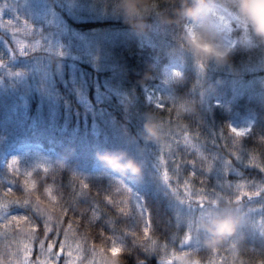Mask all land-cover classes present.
Instances as JSON below:
<instances>
[{"label":"trees","instance_id":"1","mask_svg":"<svg viewBox=\"0 0 264 264\" xmlns=\"http://www.w3.org/2000/svg\"><path fill=\"white\" fill-rule=\"evenodd\" d=\"M46 1L71 33L97 38L111 67L64 55L43 37L40 47L23 56L15 50L11 59L5 58L7 64L0 69V155L22 142H34L63 159L48 168L0 176V264L35 258L41 240L47 248L55 239V234H44L45 210L53 222L62 218L64 228L71 223V247L65 250L79 254L81 264L102 257L116 264H179L173 253L182 255L186 264H264V236L249 221L211 246L203 242L182 247L185 234H190L179 214L182 195L173 199L168 191L143 185L138 174L111 169L101 159L102 153L112 151L133 157V147L150 153L156 139L144 138L143 124L151 118L160 128L157 139L188 137L198 145H175L181 184H190L199 195L219 197L221 205L240 204L245 210L262 205L264 192L237 204L233 191L221 183L225 176H238L213 169L211 160L229 159L249 181L264 187V86L257 82L264 79V42L253 38L254 45L230 51L226 64L201 66L184 48L181 27L160 21L179 0H159L140 30L126 21L117 0ZM106 35L112 39L102 38ZM24 38L31 41L36 35ZM175 59L182 61L183 71L171 84L173 99L161 109L148 100L144 86L159 81L164 66ZM182 105L193 109L185 113ZM247 114L257 116L253 129L237 137L229 131L230 122ZM93 167L107 169L90 171ZM120 176L128 185H122ZM134 192L140 193L144 211ZM113 240L117 244L111 247ZM58 249L56 243L53 251Z\"/></svg>","mask_w":264,"mask_h":264},{"label":"rangeland","instance_id":"2","mask_svg":"<svg viewBox=\"0 0 264 264\" xmlns=\"http://www.w3.org/2000/svg\"><path fill=\"white\" fill-rule=\"evenodd\" d=\"M47 7V8H46ZM216 11L217 23L220 24L224 31L225 39L230 44V51L236 48L239 44H250L253 39H249L250 33H246L243 28L235 24L229 12L223 8H218ZM55 13L48 9L46 0H0V69L2 64H7V59H11V55L17 50L20 56L31 51L33 48H38L43 43L40 38L43 37L45 43L51 48L57 49L60 53L86 61H96L98 66L111 67L107 61V53L98 44L97 38L93 35L90 37L83 36L78 33H71L68 27L58 23L57 15L51 18ZM36 35V38L27 40L25 36L31 37ZM106 40H111V35L103 36ZM69 42V43H65ZM6 56V57H5ZM5 60H4V59ZM183 63L179 59H175L166 65L162 72V78L159 81H153L144 86L145 93L148 99L154 104H163L170 98V86L173 79L182 74ZM257 82L264 86V82ZM169 93V94H168ZM100 94V93H99ZM119 94V93H118ZM254 123L251 117H242L231 122V127L236 129H244L243 135H246ZM242 136V135H241ZM161 140V141H160ZM182 142L184 145L197 148L194 140L184 137L179 141L156 138V143L152 147L151 152H141L135 147L131 148L134 158L141 164V172L138 174L143 185L149 184L156 191H168L173 199L182 195L183 200L180 201L181 207L179 214L181 219L186 222L189 227L190 241L186 244L190 246H202L205 233L200 229L199 218L206 214L210 207L221 205V199L215 195L207 194V200L210 201L206 207L200 209L195 203L197 194L190 184H181L176 173V160L174 159L175 145ZM26 144V143H22ZM57 152L49 150L42 146L32 148H22L6 154L0 155V176L5 172L25 174L32 167L48 168L58 161H62ZM213 169H218L225 174H234L238 178L224 177L221 184L230 188L235 198L241 191L245 193H258L252 196L261 195L264 192V187L255 182L249 181L243 172L236 166L235 163L224 157L212 158ZM100 168L93 167L90 171H98ZM167 172L169 181L163 179L164 173ZM122 185H127L128 181L122 178ZM140 183V184H141ZM171 186V187H170ZM175 189V191H173ZM254 191V192H253ZM135 199L140 210H144L140 193L134 192ZM223 198L228 200V196L223 194ZM249 198V197H248ZM248 200V199H247ZM247 200L245 202H247ZM262 205L249 206L244 209L242 205L237 208L229 205H223L234 211L238 217L239 223L249 221L255 230L264 236V195H262ZM235 201V199H234ZM249 205L250 202H247ZM9 208V207H8ZM2 213L0 214V218ZM198 225V227H197ZM253 226H251L253 228ZM229 236H227L228 239ZM67 252L64 248V257L60 259V264H65V258L69 264H81L79 254L75 256ZM109 257H102L93 260L89 264H106ZM52 257L47 248H43L35 258H22L20 262H12L8 264H52ZM110 264H114L112 258Z\"/></svg>","mask_w":264,"mask_h":264},{"label":"clouds","instance_id":"3","mask_svg":"<svg viewBox=\"0 0 264 264\" xmlns=\"http://www.w3.org/2000/svg\"><path fill=\"white\" fill-rule=\"evenodd\" d=\"M159 0H117L120 12L135 29L146 26L145 17L157 10ZM229 12L235 24L250 33L249 39L264 42V0H179L171 14L160 15L163 24H175L181 27V41L191 56L203 66L207 63L223 65L228 62L230 44L225 39L224 31L217 23L216 9ZM185 113L193 106L182 105ZM159 126L151 118L143 124L145 139H156ZM102 161L111 169H124L133 175L141 172V164L124 151H112L101 154ZM45 217L50 213L45 210ZM200 229L206 234L204 243L211 246L237 230L239 220L234 211L226 206L210 207L199 218ZM179 264H186L185 258L177 256ZM111 257L106 264H110Z\"/></svg>","mask_w":264,"mask_h":264},{"label":"snow or ice","instance_id":"4","mask_svg":"<svg viewBox=\"0 0 264 264\" xmlns=\"http://www.w3.org/2000/svg\"><path fill=\"white\" fill-rule=\"evenodd\" d=\"M157 107L158 108H161V109H164L166 106L163 105V104H157ZM229 131L233 134H235V136L239 137L241 135L244 134L245 130L244 129H236V128H233L229 125ZM262 171H264V168L261 169ZM163 179L168 182L169 181V176H168V173L165 172L164 175H163ZM84 187H87V185H84ZM171 187V186H170ZM12 189L9 188V191H11ZM173 191H175V189H173ZM200 191H204L203 189H201ZM254 194H258V193H245L243 191L240 192V194L236 195L235 196V202L237 204H239V202L245 197V196H248L249 198L254 195ZM210 201L207 200V197L206 196H202V195H197L195 196V203L197 204V206L200 208V209H203L206 207V204H208ZM24 205H28L29 204V201L28 200H25L24 202ZM229 203H231V201H229ZM16 204H20V201H16ZM37 212H39L38 209H36ZM40 213V212H39ZM41 214V213H40ZM41 216H43L41 214ZM45 222H44V234L45 236H48L50 234H55V239L52 240V241H49L47 242V250L49 252V254L54 257L53 261H52V264H60V259L62 257H64V248L67 246V247H71V244L69 242V232L71 230V223H69V227L68 228H64V225L61 223V219L62 218H57V220L55 222H53V219L50 218V217H45ZM13 219H17V217H13ZM20 219H28L27 216H23V217H20ZM150 222V219L149 221ZM36 225L33 224V227H35ZM198 227V225H197ZM147 230V232L149 233V228L148 227H144L143 228V232ZM63 231V236L64 238L63 239H59L60 237V234L61 232ZM101 235H103V233L101 232ZM109 239H111L109 237ZM190 236L188 234H185L183 240L181 241V246L183 247L186 243H188L190 241ZM45 241L44 240H41L40 241V245H41V248L43 249V245H44ZM58 243L59 244V249L58 250H55L53 251L54 249V245ZM114 244H117L115 242V240H113V243L111 245V247L114 245ZM77 247L79 248L80 245L78 244ZM110 247V248H111ZM120 247L123 249V246L120 245ZM109 248L107 249H103V251H108ZM215 249V248H213ZM122 253V252H121ZM28 251L26 250L24 255L25 256H28ZM69 255H71V253H69ZM65 264H69V262L67 261V259L65 258Z\"/></svg>","mask_w":264,"mask_h":264},{"label":"water","instance_id":"5","mask_svg":"<svg viewBox=\"0 0 264 264\" xmlns=\"http://www.w3.org/2000/svg\"><path fill=\"white\" fill-rule=\"evenodd\" d=\"M30 146H35V145H33V144H27V145H25L23 147H30ZM141 263H143V261Z\"/></svg>","mask_w":264,"mask_h":264}]
</instances>
